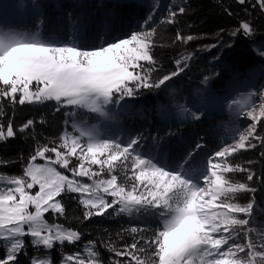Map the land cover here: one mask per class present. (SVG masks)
Wrapping results in <instances>:
<instances>
[{
  "label": "snow or ice",
  "instance_id": "6c2138e0",
  "mask_svg": "<svg viewBox=\"0 0 264 264\" xmlns=\"http://www.w3.org/2000/svg\"><path fill=\"white\" fill-rule=\"evenodd\" d=\"M238 2L244 4L245 0ZM257 3L264 10V0ZM184 12V7L175 11L169 7L165 22L175 23L177 15ZM151 19L149 15L145 24ZM155 31H132L123 38L88 47L45 38L39 32L0 29V99L21 105L55 102L76 114L111 118V105L134 96L140 88H159L184 70L181 60H177L176 71L151 81L153 69L144 65L155 64L151 51ZM238 31L250 35L252 29L248 22H241ZM176 39L190 41L193 37L178 32ZM258 55L264 57V52ZM261 99L258 114L254 106L245 111L253 123L238 133L234 144L215 151L197 168L192 167L195 151L169 166L137 151L139 137H130L126 142L101 138L95 125L74 122L73 132H64L58 143L34 149L22 175H0V247L5 249L0 264H18L25 236L32 237L34 246L47 250L57 243L80 241L79 231L45 219L47 213H65L59 199L65 192L78 194L85 219L104 215L109 209L129 214L150 211L159 218L160 226L152 230L150 237L134 239L122 249H111L116 256L127 258V264H264V237L254 241L248 235L251 229L244 227L251 223L254 202L241 204L232 199L236 193L255 189L227 177L228 173L248 171L227 163V158L241 149L255 147L252 139H261L256 136V125L264 117V93ZM249 100L232 103L247 108ZM179 108L188 111L183 105ZM33 124L29 119L19 131ZM16 131L11 120L0 124V141L14 137ZM73 158L78 162L75 166ZM38 159L44 162L37 163ZM254 175L249 171L247 180H253ZM85 177L90 182L78 179ZM240 214L245 218L241 219ZM129 231L148 230L132 227ZM241 232L244 243L238 242ZM95 246V241H89L86 256L79 251L64 255L62 264H103ZM30 264L52 262L33 258Z\"/></svg>",
  "mask_w": 264,
  "mask_h": 264
},
{
  "label": "trees",
  "instance_id": "16d2710c",
  "mask_svg": "<svg viewBox=\"0 0 264 264\" xmlns=\"http://www.w3.org/2000/svg\"><path fill=\"white\" fill-rule=\"evenodd\" d=\"M38 15L30 16L29 25L11 22L9 26L25 30L42 28L43 35H55L60 42L74 41L91 47L102 42H111L114 38H123L132 31L155 29L151 49L155 64L151 67V81L155 82L164 75L177 70L176 61L181 60L183 71L172 77L159 88H140L129 100L135 110L131 115L115 117L111 131L102 138H116L127 141L130 137H139L137 151L146 153L162 164L174 165L195 151L192 167L197 168L215 151L223 146L213 131V125L222 117L211 119H176L162 116L160 107L173 106L198 91H211L221 96L232 89L248 87L257 93H264V10L257 0H40ZM175 11L184 7L185 12L178 14L175 23L165 22L168 8ZM42 8V10H41ZM41 10V12H40ZM152 19L145 24V21ZM241 22H248L251 34L241 31ZM191 35L190 41L177 40L176 35ZM235 33V35H233ZM186 58V59H185ZM186 65V66H185ZM208 78L205 80V78ZM259 96H254V99ZM130 103V105H131ZM142 105L143 108L139 109ZM56 104L23 105L0 99V124L12 121L16 135L0 141V173L7 176L22 175L28 158L34 154L37 146L59 142V137L72 127L67 125L66 110ZM82 118L98 121L97 115L80 113ZM34 124L23 132L19 128L27 121ZM217 120V121H216ZM257 135L264 133V117L256 125ZM264 141V138H263ZM202 147L196 149V145ZM78 163L73 158V166ZM227 163L240 165L248 171L228 173L234 183H246L254 192L236 193L233 202L246 204L254 202L251 223L244 226L251 229L248 235L254 241L264 237V143L257 142L255 147L237 152L227 159ZM97 169L96 166H93ZM254 173L251 181L247 176ZM122 175V173H118ZM106 178V174H105ZM65 213L45 214L49 223H58L65 228L81 233L82 245L95 241V250L103 264L120 261L127 264V258L118 257L112 248L122 249L134 239L150 237L152 230L158 228V217L150 211H138L135 216L121 215L109 209L104 215L84 218V207L79 203L78 195L65 192L59 198ZM240 218H245L240 214ZM132 227L145 228L148 231L131 233ZM26 253L19 255L18 264H30L35 253L44 251L34 246L29 236L24 237ZM238 242L244 243L243 233ZM143 243L141 241V245ZM4 256V250L0 249ZM53 264H61V254L54 247ZM243 255V254H241Z\"/></svg>",
  "mask_w": 264,
  "mask_h": 264
},
{
  "label": "rangeland",
  "instance_id": "374dc122",
  "mask_svg": "<svg viewBox=\"0 0 264 264\" xmlns=\"http://www.w3.org/2000/svg\"><path fill=\"white\" fill-rule=\"evenodd\" d=\"M47 1L50 3V2H55L56 0H47ZM150 1H153L152 4L154 3L155 5H159L158 2L155 0H150ZM54 4L59 5V1L55 2ZM40 7H41L40 0H0V29H4L5 31L12 30L20 33L39 32L40 35L45 38L54 39L58 41L55 35H49V36L43 35L42 28H38L36 30L35 29L25 30L20 27L9 26L11 22H16V21L19 23H23L25 26H28L30 24L29 23L30 16H32L33 14L38 15V10ZM237 88L238 87H235L230 91L229 94L223 96L207 90L198 91L196 93L189 95L184 100L174 103L173 106L168 105L162 108L160 107L159 111L162 116L174 117L180 120L181 119L192 120L195 119L197 116L199 118L196 119L209 118L211 120H214L218 117L223 116L219 121L216 120L217 122L213 125V131L220 140V142L222 143V146L231 145L234 144V141L238 139V133L247 129L249 125L253 123L251 118L247 117L244 114L245 111L249 110L251 107L254 106L256 109V113L258 114L260 111V104L262 102L261 99L262 93L259 94L253 89H248V87H242L241 89H237ZM254 96H259V97H256V99H254ZM249 97L250 100L247 108H243L241 105H236L232 103V101L234 100H243ZM45 103L56 104L55 102H45ZM45 103H40L36 105L40 106ZM130 103L131 102L129 100L123 99L119 104L111 105L110 109L113 110L112 113H114L115 117L118 116V119H121L123 115H131L135 110L133 104L131 103L130 105ZM179 105H183L184 108H186L188 111L186 112L182 111L179 108ZM57 106L59 108H63L66 110L68 126L72 127L74 122L75 123L86 122L89 126L95 125L97 128V133L101 138L106 132L111 131L112 125L114 124V117H113L114 115L112 113H111V118L98 117V121L92 122L89 119V116L83 119L82 115L74 113L73 109L62 107L59 105ZM142 108L143 106L140 105L139 109ZM65 132H73V128L72 131L66 129ZM256 136H258L257 132H256ZM258 137H260L261 139L260 140L252 139L251 143L255 145L257 142L263 141L264 133L263 135H260ZM245 149H241V150H245ZM43 162H44L43 160H39V159L37 160V163H43ZM93 168L96 169L95 167ZM96 170H98V168ZM65 174L70 175V173L67 172ZM0 175L2 174L0 173ZM78 179H82L83 182L86 183L90 182L86 177L78 178ZM36 190H38V188L34 189L33 192H35ZM137 213L138 211H133L131 214L129 213H119V214L135 216ZM29 237L32 242V237L31 236ZM81 242L82 240L80 239V241L74 244H70L67 242H65L64 244L57 243L54 247H57L59 249L61 257L64 255L73 254L77 251H79L82 255L86 256L85 246L88 243H84L82 245ZM37 247L43 249L44 251L35 253L33 258L50 259V261L53 264V252L51 250L44 249L43 246H37ZM0 249H3L5 253V249L3 247H0ZM24 253H26L25 250ZM0 255H2L1 251H0Z\"/></svg>",
  "mask_w": 264,
  "mask_h": 264
}]
</instances>
